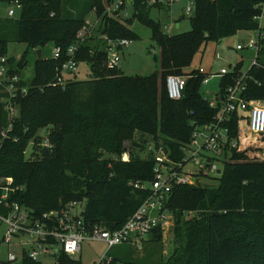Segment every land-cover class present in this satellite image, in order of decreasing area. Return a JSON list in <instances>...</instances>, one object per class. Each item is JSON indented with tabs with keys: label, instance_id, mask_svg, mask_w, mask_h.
<instances>
[{
	"label": "trees",
	"instance_id": "trees-1",
	"mask_svg": "<svg viewBox=\"0 0 264 264\" xmlns=\"http://www.w3.org/2000/svg\"><path fill=\"white\" fill-rule=\"evenodd\" d=\"M113 0H0L18 3L17 18H0V58L6 59L9 43H23L27 50L51 44L59 48L58 59L35 60L31 81L21 73L25 55L18 62L6 59L8 76H18L16 92L19 115L10 122L0 88V178L11 179L17 188L11 200L31 210L35 216L58 210L67 203H83L87 229L95 226L115 231L148 197L147 188L135 189L134 183L148 184L154 179V151L161 148L171 163H182L196 127L214 121L211 109L200 94L202 75L185 72L208 42L219 43L239 31H255L256 5L264 0H193L189 16L191 29L167 35L159 22L149 17L153 5L133 0L130 17H107L103 6ZM124 8V6H122ZM98 18V29L85 37L73 60L84 63L91 78L64 87L54 84L57 73L69 59L68 49L77 35L88 29L91 12ZM151 31L159 48L157 76H126L119 68L105 66L104 37L115 41L132 40L129 29L135 21ZM87 36V35H85ZM93 41L95 43H93ZM256 65L246 72V100L264 102V41ZM242 62L220 78L222 98L232 85ZM169 75L187 76L179 100L168 98L165 79ZM227 141L220 175L202 177L193 185H174L165 201L172 213L174 248L165 260L151 264H264V160H257L264 136L249 134L240 140V122L235 113L225 125ZM43 131L49 147H42ZM150 143L146 158L121 160L125 144ZM252 137L253 139H251ZM236 141L237 146L230 148ZM32 144L30 156L24 151ZM215 161V159H208ZM147 243L161 245L162 233L152 230ZM145 239L141 244L146 243ZM109 263L125 260L136 253V246L121 244ZM159 250V249H157ZM156 250V251H157ZM20 264H42L24 253ZM55 264H82L59 253Z\"/></svg>",
	"mask_w": 264,
	"mask_h": 264
},
{
	"label": "built area",
	"instance_id": "built-area-1",
	"mask_svg": "<svg viewBox=\"0 0 264 264\" xmlns=\"http://www.w3.org/2000/svg\"><path fill=\"white\" fill-rule=\"evenodd\" d=\"M132 1L113 0L104 14L107 17L126 18L129 15L128 7L131 6ZM144 1L150 5L163 2L161 0ZM13 5L17 9L20 7L17 2ZM190 5L186 8V14L191 15L193 0ZM256 9L258 13L253 18L257 24L254 31L256 38L235 47L237 51L250 49L255 52L251 66L256 65V58L258 52L263 48L262 42L264 41V2L256 5ZM13 15L14 11L9 9L7 16L13 17ZM91 34L92 30L87 29L77 35L76 41L68 49L67 56L69 59L60 68L52 85L64 87L68 80L74 77L78 66L73 60L74 54L85 37H90ZM129 44L130 41L126 39L111 41L104 37V51L107 56L105 66L107 69L119 67L118 50ZM59 53L60 49L52 46L51 58L58 59ZM215 58L219 59L220 56L216 54ZM5 63L6 59L0 58V88L1 93L6 95L3 100H0L4 101L7 116L10 122H13L19 115L18 107L13 100L16 98V92L24 95L27 90L26 88H17L16 84L20 79L18 76H8V68ZM196 70L198 74L203 76L201 84L204 85L211 78L215 76L221 78L231 71L221 68L217 74H206L201 68ZM186 79L187 76L169 75L166 77L165 89L169 99L179 100L181 98ZM245 79L246 73L242 74L240 69L234 83L225 88L222 98L215 95L214 99L208 100L209 108L217 109V114L211 123L194 129L186 149L187 154L185 153L182 163L169 162L167 154L161 148L154 151V179L148 184H133L135 189L147 188L150 193L120 228L115 231L103 230L99 226L87 229L82 216L84 204L77 202H70L58 210L35 216L31 210L11 200V194L17 189L12 185V180L0 178V227L6 228L3 241L7 244L16 242L15 245H26L22 253L31 261L41 262V256H57L59 253L73 257L80 253L83 241L103 242L107 245L108 251V249L121 244L139 246L146 235L154 229H159L162 234L169 232L173 227V217L172 213L165 208V201L171 188L174 185H193L196 180L200 181L202 177L217 175L219 166H217L216 161H208V159H214L216 156L224 154L227 141L225 125L228 116L235 113L238 121L245 123L247 134L255 137L264 136V102L245 99L243 96ZM229 146L235 148L237 142L233 141ZM148 150H152L151 145ZM121 160L126 161L127 159ZM191 165L193 167H190ZM78 208L81 210L77 211ZM23 239L24 242H22ZM105 256H107L106 253L102 259L104 261H106ZM16 260L15 255L8 254V262L13 263Z\"/></svg>",
	"mask_w": 264,
	"mask_h": 264
},
{
	"label": "rangeland",
	"instance_id": "rangeland-1",
	"mask_svg": "<svg viewBox=\"0 0 264 264\" xmlns=\"http://www.w3.org/2000/svg\"><path fill=\"white\" fill-rule=\"evenodd\" d=\"M162 3H156L151 6L148 10L149 17L159 22L163 32L167 35H178L185 32H189L191 29V24L189 21L190 14H186V8L190 5L192 0H161ZM110 3H106L103 6V12L109 6ZM9 9L14 11L12 18H17L19 16V9L13 4L0 3V18L8 17L7 12ZM132 12V7H128L129 15ZM9 18V17H8ZM95 12H91L86 21L90 26H94L96 23ZM177 25V26H176ZM129 29L136 35V37L130 41V44L119 49L118 54L120 56L119 69L122 74L126 76H141L146 77L152 75L158 70L159 63V48L156 42L151 39V31L146 26L140 24L139 21L135 20ZM256 33L254 31H239L232 37L225 38L219 43L210 41L205 46L202 54H197L192 64L189 68L185 69V72L191 70H196L201 68L206 74H217L221 68L231 70L233 66L242 62L241 73L244 74L251 66L254 58L255 52L250 49H243L240 51L235 50L236 45L246 44L248 40L255 39ZM41 57L43 59H48L52 57V45L47 44L45 47L40 48ZM220 56L219 59L215 58V55ZM25 55L27 65L23 69L21 76L25 83H29L33 77L34 62L37 59L36 49H29L23 43L12 42L7 46L6 59H13L18 62ZM262 62L264 63V56H260ZM159 71V70H158ZM75 76L77 81H87L91 78L89 71L84 63H80L75 71ZM220 76H215L211 78L207 84H201L200 94L206 100L214 99V96L220 90ZM45 133V132H44ZM43 131L40 132V136L44 140L40 143L42 147H49L46 140L43 138ZM240 140L246 136L245 123L242 121L240 123ZM254 137V136H252ZM250 137L251 139H253ZM135 143L141 144L142 147L133 145V142H127L125 144L126 152L121 155V159H130L132 157L146 158L148 154V147L150 143L146 145L143 144L138 137L134 138ZM261 148H264V141H262ZM32 151V144L29 143L26 150L24 151V157L27 159ZM187 154V150L184 151ZM256 155L257 160H264V150L257 151L253 153ZM224 155L220 154L216 156L215 161L217 166H219L220 161H222ZM126 160V161H127ZM190 167H193L192 165ZM189 167V168H190ZM214 176V175H213ZM209 183L208 181L202 179L201 184L205 185ZM78 208L77 211H80ZM6 228L4 226L0 227V264H20L21 254L26 245H15L16 242L7 244L3 241L4 233ZM148 237H145V241ZM173 236L171 230L167 233L162 234V241L160 247L153 243L140 244L136 246V253L132 254L129 258L125 260H117L113 264H151L157 263L160 259L165 260L174 248L172 242ZM25 240L23 239L22 242ZM117 247H112L108 251V256L113 257L117 251ZM159 249V250H157ZM157 250V251H156ZM107 251V245L100 241H83L81 244V251L79 254L73 256V258L81 261L82 264H110L109 258L104 254ZM11 253L15 255L17 260L13 263L7 261L8 254ZM42 264H55L56 256H41Z\"/></svg>",
	"mask_w": 264,
	"mask_h": 264
},
{
	"label": "water",
	"instance_id": "water-1",
	"mask_svg": "<svg viewBox=\"0 0 264 264\" xmlns=\"http://www.w3.org/2000/svg\"><path fill=\"white\" fill-rule=\"evenodd\" d=\"M36 56H37V60H41V51L40 50H36ZM158 74H159V71L157 70L154 73H152V76H157ZM216 173H217V175H220L221 170L218 169ZM1 264H4V263H1Z\"/></svg>",
	"mask_w": 264,
	"mask_h": 264
},
{
	"label": "crops",
	"instance_id": "crops-1",
	"mask_svg": "<svg viewBox=\"0 0 264 264\" xmlns=\"http://www.w3.org/2000/svg\"><path fill=\"white\" fill-rule=\"evenodd\" d=\"M98 26H99V23H98L97 19H96V23H95L94 26H90V25H88V29L92 30V34H91V36L94 37V34H95V32L97 31V29H98ZM176 26H177V25H176ZM93 43H95V42L93 41ZM118 68H119V67H118Z\"/></svg>",
	"mask_w": 264,
	"mask_h": 264
}]
</instances>
